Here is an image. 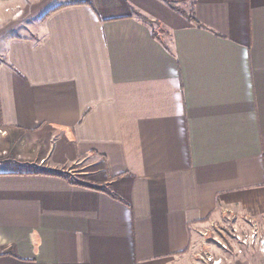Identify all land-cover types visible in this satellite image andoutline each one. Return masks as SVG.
I'll return each mask as SVG.
<instances>
[{
	"label": "crops",
	"instance_id": "obj_1",
	"mask_svg": "<svg viewBox=\"0 0 264 264\" xmlns=\"http://www.w3.org/2000/svg\"><path fill=\"white\" fill-rule=\"evenodd\" d=\"M39 1L0 0V21ZM57 7L3 42L0 264H189L200 228L264 216V0H46L33 17Z\"/></svg>",
	"mask_w": 264,
	"mask_h": 264
},
{
	"label": "rangeland",
	"instance_id": "obj_2",
	"mask_svg": "<svg viewBox=\"0 0 264 264\" xmlns=\"http://www.w3.org/2000/svg\"><path fill=\"white\" fill-rule=\"evenodd\" d=\"M44 1L29 2L28 10L16 7L5 11L9 16L0 21V59L5 38L39 35L40 24L44 23L48 12L45 15L42 12L36 17L33 16L39 3ZM4 135L6 136L3 141H0V151L4 152L0 157L13 158V137ZM40 163L43 164V161ZM69 170L75 181H85L86 178L81 174L90 173L81 167H71ZM98 179L100 177L94 176L93 182L98 183ZM199 231L197 253L195 252L189 264H264V216L250 218L226 213L217 222L200 228ZM239 237L241 240H238Z\"/></svg>",
	"mask_w": 264,
	"mask_h": 264
},
{
	"label": "trees",
	"instance_id": "obj_3",
	"mask_svg": "<svg viewBox=\"0 0 264 264\" xmlns=\"http://www.w3.org/2000/svg\"><path fill=\"white\" fill-rule=\"evenodd\" d=\"M169 4H170V7H171L173 10H175L176 12H178V13H180V14H182V15H185L190 21L196 22V20L193 18L192 15H187L185 12H183V11L180 10L179 8L175 7V6L172 5L171 3H169ZM59 8H60V7H57V8H55V9L49 11V12L47 13V15H49L50 13H52V12L58 10ZM137 17H138L141 21H143V22H147V19L144 18L143 16L137 14ZM196 23H197V22H196Z\"/></svg>",
	"mask_w": 264,
	"mask_h": 264
},
{
	"label": "built area",
	"instance_id": "obj_4",
	"mask_svg": "<svg viewBox=\"0 0 264 264\" xmlns=\"http://www.w3.org/2000/svg\"><path fill=\"white\" fill-rule=\"evenodd\" d=\"M239 239L241 240V238H240V237L238 238V240H239Z\"/></svg>",
	"mask_w": 264,
	"mask_h": 264
}]
</instances>
